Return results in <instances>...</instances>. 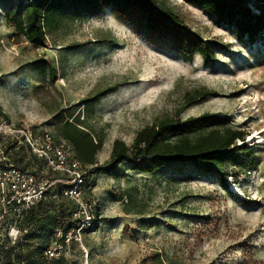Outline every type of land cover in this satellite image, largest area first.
Here are the masks:
<instances>
[{"label":"rangeland","instance_id":"1","mask_svg":"<svg viewBox=\"0 0 264 264\" xmlns=\"http://www.w3.org/2000/svg\"><path fill=\"white\" fill-rule=\"evenodd\" d=\"M154 1L217 44L214 64L198 55L183 61L110 9L63 22L45 48H35L14 34L0 8V108L15 126L36 133H52L57 112L87 119L104 139L98 165L108 161L115 139L130 145L138 130L166 115L227 116L249 133L254 170H233L226 189L191 168L156 177L128 166L90 174L92 220L88 231L69 236L64 255L68 264H264V33L249 44L184 0ZM42 57L53 64L54 78L33 71L31 62ZM201 88L211 95L184 106L186 94ZM126 203L132 214L125 213ZM14 220L13 227L28 231L21 244L37 242L36 226L21 222L23 215L0 196V264L12 242L9 230L11 238L17 234L9 229Z\"/></svg>","mask_w":264,"mask_h":264},{"label":"trees","instance_id":"2","mask_svg":"<svg viewBox=\"0 0 264 264\" xmlns=\"http://www.w3.org/2000/svg\"><path fill=\"white\" fill-rule=\"evenodd\" d=\"M1 1H9L6 6L0 3V8L5 10V22L15 35L22 36L35 48H45L48 35L63 22L92 17L110 9L116 18L133 27L136 34L145 35L150 41L170 48L183 61H190L198 55L206 64L216 62L217 44L189 28L173 10L158 8L154 0ZM184 1L199 9L215 24L231 28L239 40L246 39L253 44L264 33V0ZM30 65L37 76H56L53 64L45 57L35 59ZM210 95L211 92L205 88L188 93L184 106ZM79 118L74 116L73 111L53 114L51 135L56 141L66 142L75 160L85 169L82 185L84 200L90 193L87 182L90 174L119 172L126 166L135 174L152 177L172 169L191 168L215 177L224 189L227 188V179L235 177L233 170L245 173L256 168V151L245 143L249 133L235 128L230 118L217 113H203L187 119H181L177 114L161 117L138 130L130 145L115 139L109 159L103 165H98L97 160L103 147V136L91 129L87 119L80 121ZM8 159L13 168L48 181L49 187L45 198L28 208L12 203L13 210L23 215L21 222L36 226L38 236L33 244L28 242L29 239L21 244L27 233L20 240L9 242V246L2 249L4 264H68L64 254L57 258L46 255L54 242L65 245L66 234L72 233L74 237L80 227V221L73 218L75 204L62 195L64 186L59 181L65 178L49 170L43 160L26 153L15 143L10 146ZM86 202L89 203L88 200ZM129 207L128 203L123 206L126 214H132ZM18 222L14 220L11 223L17 226ZM87 227H83L80 233L88 231ZM58 232L61 236L57 235Z\"/></svg>","mask_w":264,"mask_h":264},{"label":"built area","instance_id":"3","mask_svg":"<svg viewBox=\"0 0 264 264\" xmlns=\"http://www.w3.org/2000/svg\"><path fill=\"white\" fill-rule=\"evenodd\" d=\"M13 143L23 147L26 153L43 160L49 170L65 178L63 181H59L64 186L62 195L76 206L73 218L80 221V227L76 230L74 237L80 235L81 229L88 225L92 216L90 205L82 195L86 171L75 160L71 147L64 141H56L48 131L36 133L30 128L15 126L9 121L6 114L0 111V166L3 164V167H0V196L4 205L9 209H13V202L24 208L32 206L45 198V193L49 187L48 181L13 168L8 159L10 146ZM13 226L15 224L9 229H15L17 234L11 238L9 230L8 236L12 242H15L27 233V229H17ZM57 235L61 236V232H58ZM71 235L72 233L66 234L65 245L54 242L46 251V255L49 258H57L64 254L66 242Z\"/></svg>","mask_w":264,"mask_h":264},{"label":"crops","instance_id":"4","mask_svg":"<svg viewBox=\"0 0 264 264\" xmlns=\"http://www.w3.org/2000/svg\"><path fill=\"white\" fill-rule=\"evenodd\" d=\"M9 28H11L9 25H8ZM12 29V28H11ZM5 113V112H4Z\"/></svg>","mask_w":264,"mask_h":264}]
</instances>
